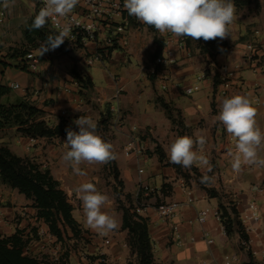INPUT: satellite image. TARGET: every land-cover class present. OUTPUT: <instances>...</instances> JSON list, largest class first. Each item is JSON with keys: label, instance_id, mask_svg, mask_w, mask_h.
Here are the masks:
<instances>
[{"label": "crops", "instance_id": "crops-1", "mask_svg": "<svg viewBox=\"0 0 264 264\" xmlns=\"http://www.w3.org/2000/svg\"><path fill=\"white\" fill-rule=\"evenodd\" d=\"M243 1L247 4L235 5L237 19L230 25L229 36L223 39L228 50L213 58L200 54L192 40L188 45L186 39L181 42V38L171 34L162 35L127 16L117 47L103 63L86 65L97 49L92 41L84 47L68 44L64 51H49L43 56L36 47L30 53L38 58L39 65L31 72L25 58L11 56L15 50L30 46L25 31L39 11V1L15 0L9 10L0 0V85L10 89L2 103L29 102L44 112V120L51 126L65 122L75 131L78 128L72 121L81 115L89 116L97 124L98 134L113 144L116 153V159L111 161L122 183L118 187L122 194L119 200L115 180L104 177L105 173L111 175L108 162L81 164L87 174L78 176L62 161L66 138H40L31 145L30 138L16 128L0 130V143L18 157L48 170L72 204L80 235L76 238L69 233L64 242H56L61 256L68 253L69 264H96L100 255H106L110 264H138L128 244V231L123 229V211L119 208V202L128 207L131 201L135 206L140 203L143 208L140 216L148 221L154 264H225L226 258L233 264H248L252 254L256 262L264 264V167L244 166L240 173L234 172L228 152L234 150L235 138L213 119L222 98L245 94L256 107L257 123L264 131V0ZM106 36L107 33L100 36L99 41ZM156 40L163 43L160 57H155ZM252 40L256 42L253 59L247 50ZM218 50L221 52L223 47ZM21 62L26 63L22 66ZM223 66L232 72V85L226 96L220 95L221 87L216 84L217 80L220 82ZM74 68L91 78L92 89L81 90L71 73ZM14 85L19 88L13 89ZM194 87L199 90L185 94ZM118 88L121 94L116 98ZM162 104L169 106L172 119ZM115 113L121 118L120 129H115ZM183 135L206 138L202 153L210 160L212 171L207 174L214 177L213 183L200 182L206 169L196 165L185 169L170 162L165 147ZM130 144L143 147L144 153L127 157L124 148ZM260 155L264 157V151ZM87 182L94 183L111 200L105 210L116 217L120 226L107 236H100L82 223L81 202L73 192L79 184ZM141 188H147L148 194H140ZM186 190L192 191L194 204L181 208L171 221L160 218L156 207L185 202ZM253 203L260 219L244 222ZM232 206L243 221L251 242L250 251L241 246V234L236 229L228 235L223 224L212 217L204 224L196 222L203 209L230 210ZM14 220L25 225L22 231L27 237L35 226L46 228L38 219L33 201L0 182L2 236L9 237L16 233L15 229L20 230ZM174 225L179 227L178 232L173 230ZM204 233L214 241L212 245L204 240ZM107 240L109 245H105Z\"/></svg>", "mask_w": 264, "mask_h": 264}, {"label": "clouds", "instance_id": "clouds-1", "mask_svg": "<svg viewBox=\"0 0 264 264\" xmlns=\"http://www.w3.org/2000/svg\"><path fill=\"white\" fill-rule=\"evenodd\" d=\"M43 6L35 14L29 30H40L49 20L56 18L55 34H47L39 45L40 56L54 51L64 44L71 31V22L60 24L61 19L69 18L79 0H42ZM15 0H3V7L11 9ZM123 8L129 16L147 26L153 27L162 35L171 34L176 38L203 39L205 42L227 38L230 25L237 19L233 0H123ZM200 107V106H198ZM257 109L245 94H232L219 101L218 113L213 117L235 138L234 150L230 149L231 168L240 173L244 166L264 167V131L257 123ZM78 131L66 129L64 142L66 151L62 161L78 176L87 173L81 164H104L116 159L112 143L97 132V124L89 116L81 115L72 121ZM206 138L194 139L183 135L174 138L165 147L172 164L191 169L194 165L206 169L201 176L202 184H211L214 177L207 173L212 166L207 155L202 153ZM73 194L81 202L82 223L85 228L100 236H107L119 229L116 217L105 209L111 205L109 196L100 192L91 182L81 183Z\"/></svg>", "mask_w": 264, "mask_h": 264}, {"label": "trees", "instance_id": "trees-1", "mask_svg": "<svg viewBox=\"0 0 264 264\" xmlns=\"http://www.w3.org/2000/svg\"><path fill=\"white\" fill-rule=\"evenodd\" d=\"M234 4L245 5L247 1L233 0ZM127 14V13H126ZM130 20L131 17L126 15ZM33 20V19H32ZM32 21L25 31V37L28 44L27 48H21L13 52L11 58H25L36 47L38 41H43L47 34H55L49 26L40 30H29ZM199 50L200 54L207 55L211 58L219 53L228 50V44L225 40L217 38L215 40L205 42L203 39L192 40ZM158 49L155 57L161 56L162 42H158ZM189 45L190 38H186ZM67 43L64 42L56 50L64 51ZM222 46L220 52L218 48ZM117 46L108 49V54ZM1 64V62H0ZM72 76L80 86L81 90H90L93 88V82L90 77L84 76L77 68L72 71ZM220 85L219 80L216 81ZM10 93V89L0 85V130L7 128H16L19 133L29 138H66V129L69 128L65 122H61L57 126H51L44 120V112L39 110L29 102H22L18 105H5L2 98ZM170 119H172V111L168 105L162 104ZM110 117V116H109ZM110 119V118H109ZM111 175L116 182L115 194L119 198L122 196L118 187L121 188L122 183L119 181V172L112 161L108 162ZM0 182L3 185L17 190L21 195L33 201V206L37 210L39 220H42L50 234L56 239V242H64L69 238V233L74 237H79L80 229L77 222L73 218V206L65 192L61 189L48 170L42 169L39 165L28 159H22L12 153L8 147L0 143ZM129 199V197H127ZM138 204H140L138 202ZM136 206L130 202L128 207L122 206L123 211V229L128 231V244L131 251L136 255L138 264H154V255L152 242L149 235L148 221L135 212ZM222 224L228 235H231L236 229L244 240H249L245 233L240 215L235 206L230 210L220 207ZM251 255V261L248 264H260L255 261ZM0 264H69L65 258H60L57 262H47L42 258L33 256L27 251V241L22 231L16 232L14 235L4 237L0 234Z\"/></svg>", "mask_w": 264, "mask_h": 264}, {"label": "built area", "instance_id": "built-area-1", "mask_svg": "<svg viewBox=\"0 0 264 264\" xmlns=\"http://www.w3.org/2000/svg\"><path fill=\"white\" fill-rule=\"evenodd\" d=\"M39 1V9L43 6L42 0ZM126 13L127 11L123 8V0H79L78 5L75 7L74 11L70 14L69 18L61 19L60 24H67L71 22V31L67 40L65 42L67 45H77L84 47L88 42L92 41L97 44V49L93 56H91L86 61V65L92 66L95 63H103L106 56H108V49L113 48L119 43V36L122 35L126 28ZM121 20V22H119ZM50 29L55 33L57 30L56 18L49 20ZM107 36L103 41H99L100 36L106 34ZM186 38H181V42H184ZM41 41L38 42L40 45ZM256 42L252 40L247 45V50L251 53L253 57V52L255 51ZM253 59V58H252ZM25 60L28 63L27 69L31 72H35L38 69L39 61L38 58L33 54H28L25 57ZM158 64L162 63V60H157ZM221 77H220V95L226 96L229 89L231 88V78L232 72L229 71L227 66L221 68ZM18 85H14L13 89H18ZM165 88V87H164ZM199 87L189 88L185 91L186 95H192L194 92L198 91ZM121 94V89L118 88L116 91V98ZM115 112V111H114ZM63 116H66V113H63ZM113 122L115 123V129L122 128L121 118L115 113L113 117ZM36 138H30V144H36ZM145 149L141 146L134 147L131 144L124 148V152L127 157L131 156H140L143 154ZM147 188H141L140 194H148ZM187 200L183 203L180 202H171L160 204L156 207V212L165 221L173 220L178 214L179 210L184 206H191L194 204V197L191 190H186L185 192ZM142 206L137 203L135 212L141 214ZM249 213L246 214L243 218L244 222L253 220L258 221L260 219L257 206L253 203L249 206ZM209 217L214 218L218 222L222 223L221 213L219 210L212 209H203L198 213L196 222L198 224H204ZM242 221V222H243ZM225 230V228H223ZM173 230L178 232L179 227L177 225L173 226ZM43 233V232H42ZM50 236V235H49ZM194 240V239H193ZM204 240L212 245L214 241L209 238L207 233H204ZM110 241H105V245H109ZM250 240H241V246L250 251ZM253 255V254H252ZM88 260L87 258H85ZM96 264H110L106 255H100ZM130 264H136L135 262H130ZM225 264H233V261L229 258H226Z\"/></svg>", "mask_w": 264, "mask_h": 264}, {"label": "rangeland", "instance_id": "rangeland-1", "mask_svg": "<svg viewBox=\"0 0 264 264\" xmlns=\"http://www.w3.org/2000/svg\"><path fill=\"white\" fill-rule=\"evenodd\" d=\"M253 8L255 7L253 6ZM19 59H22V58L20 57ZM26 62H21L22 66ZM14 65H16V62ZM97 67L98 65H96L94 68H97ZM104 177L106 179H108V177L109 178L111 177L112 180H114L113 177L109 173H105ZM119 203H120L119 208H121L123 206V203L122 202H119ZM14 223L16 224L18 228H20V230L15 229L16 232L25 230L23 229L25 225H22V222L20 221L17 222L16 220H14ZM30 233H31L30 234L31 236L30 235L28 237L25 236V240L27 241L28 253H30L33 256L42 258L45 261L51 262V263L57 262L60 258H65L68 261V253H65L63 256L60 255L59 247H57L58 244L56 243L54 237L50 234V232L48 230L46 231V228H43L41 225H38V226L33 227V230L31 229ZM50 240H53V241H50Z\"/></svg>", "mask_w": 264, "mask_h": 264}]
</instances>
